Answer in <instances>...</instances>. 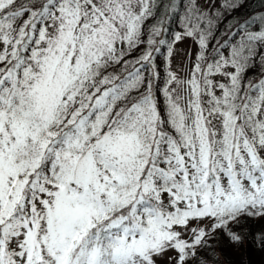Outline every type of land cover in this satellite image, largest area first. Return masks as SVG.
Listing matches in <instances>:
<instances>
[{
	"label": "snow or ice",
	"instance_id": "obj_1",
	"mask_svg": "<svg viewBox=\"0 0 264 264\" xmlns=\"http://www.w3.org/2000/svg\"><path fill=\"white\" fill-rule=\"evenodd\" d=\"M253 251L264 0H0V264Z\"/></svg>",
	"mask_w": 264,
	"mask_h": 264
},
{
	"label": "trees",
	"instance_id": "obj_2",
	"mask_svg": "<svg viewBox=\"0 0 264 264\" xmlns=\"http://www.w3.org/2000/svg\"><path fill=\"white\" fill-rule=\"evenodd\" d=\"M249 258L252 261V264H260L261 260L264 259V257H261V255L258 252H251Z\"/></svg>",
	"mask_w": 264,
	"mask_h": 264
}]
</instances>
